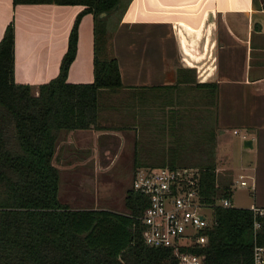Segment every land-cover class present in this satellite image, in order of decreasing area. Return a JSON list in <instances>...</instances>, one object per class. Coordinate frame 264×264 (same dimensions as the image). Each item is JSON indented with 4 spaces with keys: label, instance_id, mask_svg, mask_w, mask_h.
Returning a JSON list of instances; mask_svg holds the SVG:
<instances>
[{
    "label": "crops",
    "instance_id": "obj_1",
    "mask_svg": "<svg viewBox=\"0 0 264 264\" xmlns=\"http://www.w3.org/2000/svg\"><path fill=\"white\" fill-rule=\"evenodd\" d=\"M83 8L0 0V41L15 23L19 82L37 88L58 75ZM122 11L118 26L106 29L105 50L118 59L124 86L103 91L100 128L62 130L59 137L61 194L73 209L122 211L135 163L169 160L176 146L177 160L190 162L217 160L219 137L229 128L251 132L253 145L256 137L264 141V0H127ZM94 45L95 18L87 13L70 82L94 80ZM112 139L130 173L120 187Z\"/></svg>",
    "mask_w": 264,
    "mask_h": 264
},
{
    "label": "trees",
    "instance_id": "obj_2",
    "mask_svg": "<svg viewBox=\"0 0 264 264\" xmlns=\"http://www.w3.org/2000/svg\"><path fill=\"white\" fill-rule=\"evenodd\" d=\"M14 4L83 5L69 34L57 76L34 87L15 77V23L0 41V264H181L172 247L145 242L141 216L149 198L132 186L125 211L106 208L73 209L60 198L56 165L62 130L100 128L103 91L117 92L124 84L119 61L104 56L107 14L124 9L122 0H13ZM122 9V10H123ZM95 18L94 80L70 82L69 70L78 52L82 17ZM100 14H102L100 16ZM215 86L213 83H203ZM179 148L169 160L140 166L200 169L204 202L233 196L220 185L215 159L180 162ZM216 222L204 245L181 247L203 257V264H253V210L215 208ZM258 241L264 244V217Z\"/></svg>",
    "mask_w": 264,
    "mask_h": 264
},
{
    "label": "built area",
    "instance_id": "obj_3",
    "mask_svg": "<svg viewBox=\"0 0 264 264\" xmlns=\"http://www.w3.org/2000/svg\"><path fill=\"white\" fill-rule=\"evenodd\" d=\"M238 133V130H234ZM252 174L240 173L235 183L255 190ZM132 187L149 198V204L141 216L145 225L144 238L148 245L172 247L181 264H203V257L181 247L204 245L208 241L207 231L216 222L217 206L233 207L230 197H217L215 202H204L200 193V169L195 166L177 168L140 166L135 169ZM253 210V264H264V244L258 241L262 227L264 205L249 207ZM204 209H211L207 214Z\"/></svg>",
    "mask_w": 264,
    "mask_h": 264
},
{
    "label": "rangeland",
    "instance_id": "obj_4",
    "mask_svg": "<svg viewBox=\"0 0 264 264\" xmlns=\"http://www.w3.org/2000/svg\"><path fill=\"white\" fill-rule=\"evenodd\" d=\"M122 5L127 3V0H122ZM123 9V7H122ZM122 9L112 11L109 14L105 15V22L101 23L102 27L111 31L113 28L117 27L119 24V17L122 14ZM102 14H100L101 16ZM115 37V36H114ZM117 37L115 40H118ZM117 49V48H116ZM105 50L104 56H111L113 50L107 48ZM253 134L247 130L240 129L238 133H234L231 128L224 130L219 137V154L216 156V164L218 169V182L220 185L229 184L233 190V203L237 207H253L255 205L261 206L264 205V141L255 140V145L253 147L246 148L244 146V140ZM262 139V137H261ZM94 151L99 152L100 146L96 143L94 144ZM110 150L116 156L115 164L117 165L118 170H122V175H119L116 180L120 184L127 183L130 180V173L128 170H124L128 165L125 163L121 157L122 147L117 140H111ZM198 167V166H196ZM199 168V167H198ZM136 169V168H135ZM134 169V172H135ZM133 172V173H134ZM240 173L252 174L255 181V190L252 191L250 187H241L239 183H235L236 178L239 177ZM133 178V177H132ZM252 177L247 178L249 182L253 180ZM131 184H128V186ZM63 188V180L60 182V197L62 201H66V191L64 194H61ZM125 191V190H124ZM64 192V191H63ZM124 194V193H123ZM69 198L74 195H68ZM124 196H126L124 194ZM83 197H86L84 195ZM124 207V206H123ZM122 207V208H123ZM126 207L122 209L125 211ZM204 212L207 214H212L211 209H204ZM181 263V261H180Z\"/></svg>",
    "mask_w": 264,
    "mask_h": 264
},
{
    "label": "water",
    "instance_id": "obj_5",
    "mask_svg": "<svg viewBox=\"0 0 264 264\" xmlns=\"http://www.w3.org/2000/svg\"><path fill=\"white\" fill-rule=\"evenodd\" d=\"M244 146H245L246 148H248V147H253V140H252L251 138H246V139L244 140Z\"/></svg>",
    "mask_w": 264,
    "mask_h": 264
}]
</instances>
